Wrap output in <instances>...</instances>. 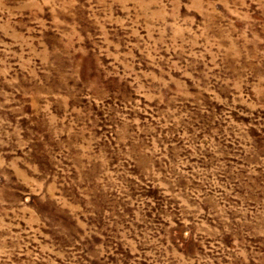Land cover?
<instances>
[{"label": "rangeland", "instance_id": "374dc122", "mask_svg": "<svg viewBox=\"0 0 264 264\" xmlns=\"http://www.w3.org/2000/svg\"><path fill=\"white\" fill-rule=\"evenodd\" d=\"M0 264H264V0H0Z\"/></svg>", "mask_w": 264, "mask_h": 264}]
</instances>
